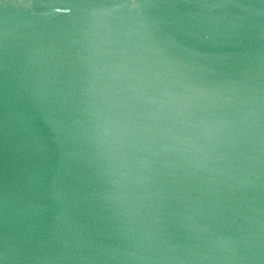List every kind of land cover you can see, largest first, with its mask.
<instances>
[{"label":"water","instance_id":"water-1","mask_svg":"<svg viewBox=\"0 0 264 264\" xmlns=\"http://www.w3.org/2000/svg\"><path fill=\"white\" fill-rule=\"evenodd\" d=\"M0 264H264V0H0Z\"/></svg>","mask_w":264,"mask_h":264}]
</instances>
